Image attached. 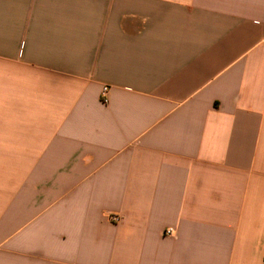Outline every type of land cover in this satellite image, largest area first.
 I'll return each instance as SVG.
<instances>
[{"label": "crops", "instance_id": "obj_1", "mask_svg": "<svg viewBox=\"0 0 264 264\" xmlns=\"http://www.w3.org/2000/svg\"><path fill=\"white\" fill-rule=\"evenodd\" d=\"M0 264H264V0H0Z\"/></svg>", "mask_w": 264, "mask_h": 264}, {"label": "built area", "instance_id": "obj_2", "mask_svg": "<svg viewBox=\"0 0 264 264\" xmlns=\"http://www.w3.org/2000/svg\"><path fill=\"white\" fill-rule=\"evenodd\" d=\"M102 101L103 103H108L109 102V87L105 86L103 88V91H102ZM109 218L112 220V221H119L120 220V217L119 216H116V215H110ZM168 234L171 233V230L167 231Z\"/></svg>", "mask_w": 264, "mask_h": 264}]
</instances>
